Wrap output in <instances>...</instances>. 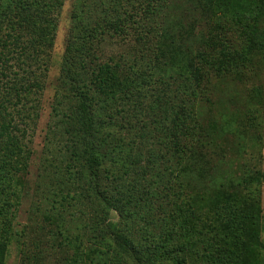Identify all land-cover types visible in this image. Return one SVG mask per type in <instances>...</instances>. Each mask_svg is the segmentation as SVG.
<instances>
[{
    "label": "trees",
    "instance_id": "obj_1",
    "mask_svg": "<svg viewBox=\"0 0 264 264\" xmlns=\"http://www.w3.org/2000/svg\"><path fill=\"white\" fill-rule=\"evenodd\" d=\"M65 1L0 0V264ZM263 58L264 0H74L46 198L79 225L49 231L57 264H264V173H220L226 133L202 102Z\"/></svg>",
    "mask_w": 264,
    "mask_h": 264
},
{
    "label": "rangeland",
    "instance_id": "obj_2",
    "mask_svg": "<svg viewBox=\"0 0 264 264\" xmlns=\"http://www.w3.org/2000/svg\"><path fill=\"white\" fill-rule=\"evenodd\" d=\"M73 1L66 0L62 9L51 52L46 87L32 101L37 110L35 121L29 128L33 153L28 172L17 176V195L12 197L13 234L5 251L3 264H57L53 249L59 247L58 238L49 231H54L58 223L64 222L74 230L77 229L76 225H79L77 216L70 213H65L62 218L57 217L55 213L51 214L50 201L46 198L51 182L47 177V164L51 160L57 161L54 157L61 158L56 156L55 150L47 149V137L60 138L59 133H54L55 118L52 116L55 102L54 82L65 48ZM228 33L232 44L240 41L236 29L229 30ZM117 47L116 44H111L107 51H116ZM258 64H247L240 69L238 77H224L219 80L212 78L206 92L210 104L203 101L206 96L203 100L201 98L204 104H208L210 119H213L218 127H223L226 133L224 136L219 134L217 138L226 153V161L221 165L220 173L236 176L253 168L264 173V58ZM257 90H260V95H256ZM259 189L261 238L264 243V178ZM49 216L51 217L48 218ZM1 219L3 218H0V225ZM50 239L54 247L48 245ZM262 259L264 262V250Z\"/></svg>",
    "mask_w": 264,
    "mask_h": 264
}]
</instances>
